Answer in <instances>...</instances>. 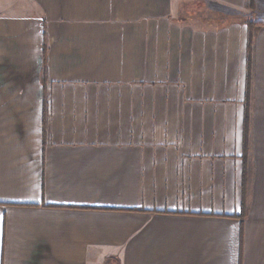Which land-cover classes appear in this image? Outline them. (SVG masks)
Listing matches in <instances>:
<instances>
[{"label": "crops", "instance_id": "1", "mask_svg": "<svg viewBox=\"0 0 264 264\" xmlns=\"http://www.w3.org/2000/svg\"><path fill=\"white\" fill-rule=\"evenodd\" d=\"M256 2L0 0V264H264Z\"/></svg>", "mask_w": 264, "mask_h": 264}, {"label": "rangeland", "instance_id": "2", "mask_svg": "<svg viewBox=\"0 0 264 264\" xmlns=\"http://www.w3.org/2000/svg\"><path fill=\"white\" fill-rule=\"evenodd\" d=\"M4 1V0H3ZM7 2V1H6ZM254 2V0H252ZM250 14H249V19H253L255 21H264V0H258L255 4L250 6ZM209 9H205L203 15L206 17H210L208 21L210 22H221L225 20L221 19L219 17L220 14L227 15L228 19L226 18V21H231V19H240L242 15L240 14H233L229 10H226L224 7H208ZM223 8V9H222ZM235 16V17H234ZM242 19L246 18L244 16L241 17ZM193 19V18H192ZM198 19V18H197ZM196 21V19L194 20ZM260 187V186H259ZM264 187V185H263ZM254 199L256 200V206H255V213L260 216L258 221H262L264 223V190L259 189L255 192ZM255 214V215H256Z\"/></svg>", "mask_w": 264, "mask_h": 264}, {"label": "trees", "instance_id": "3", "mask_svg": "<svg viewBox=\"0 0 264 264\" xmlns=\"http://www.w3.org/2000/svg\"><path fill=\"white\" fill-rule=\"evenodd\" d=\"M248 27H249V41H248V86H249V82L251 79V68H252V47H253V34L255 29L258 26L263 25L264 23L262 22H256L254 20H249L247 21ZM249 90V87H248ZM249 118H250V112L246 109V115H245V128H246V132L249 129ZM247 145H248V140H247V135L245 137V154H244V163L246 160V155H247ZM245 172H247V164L244 166V178H245Z\"/></svg>", "mask_w": 264, "mask_h": 264}]
</instances>
